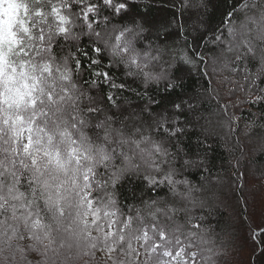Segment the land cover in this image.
Here are the masks:
<instances>
[{"label":"snow or ice","instance_id":"6c2138e0","mask_svg":"<svg viewBox=\"0 0 264 264\" xmlns=\"http://www.w3.org/2000/svg\"><path fill=\"white\" fill-rule=\"evenodd\" d=\"M134 7V0H0V264H33L30 257L36 258L35 264H65L73 252L91 259L97 250L106 253L108 264H213L215 252L208 245L214 241L198 222L203 217L192 215L203 201L194 196L189 181L175 179L171 167L178 153L167 145L184 131L175 114L153 117L148 103L137 105L138 112L126 119L117 120V112L100 119L105 113L101 101L121 117L128 112L115 93L131 89L114 77V64L123 65L126 76H142L145 89L161 80L168 81L167 88L179 86L168 73L149 70L166 49L157 46L153 55L151 42L146 51L137 47L153 30L158 34L159 27L134 13ZM188 7L206 9L207 3L184 0L181 9ZM113 14L127 23L113 24L109 33L97 30H106ZM77 21H83L93 37L90 51L95 55L77 47L61 59L55 45L60 38H76ZM222 24L210 39L217 50L211 57L196 50L198 42L185 41L184 48L172 50L174 60L198 70L202 65L209 79L225 72L242 75V90L255 94L248 102L264 101V88L259 87L264 82V0H237ZM201 27L206 26L201 22ZM178 33L186 35L183 25ZM203 47L207 49V41ZM82 51L87 65L80 59ZM104 51L110 57L106 64ZM253 62L256 72L250 67ZM85 70L91 77L85 82L88 92L79 84ZM231 76L221 83L239 87ZM92 88H107L112 94L98 101L89 94ZM234 91L229 89L230 94ZM219 107L222 123L238 132L228 105ZM174 108L178 112L183 105ZM189 108L195 110V105ZM145 111L148 118L135 119ZM153 129L160 139L153 137ZM135 157L151 170L144 174L145 182L166 184L173 197L171 202H145L147 216L140 209L125 215L118 207V185L141 171V165L132 162Z\"/></svg>","mask_w":264,"mask_h":264},{"label":"trees","instance_id":"16d2710c","mask_svg":"<svg viewBox=\"0 0 264 264\" xmlns=\"http://www.w3.org/2000/svg\"><path fill=\"white\" fill-rule=\"evenodd\" d=\"M236 2L237 0H206V9L188 7L182 10L181 5L184 0H134L133 12L146 16L159 27L158 34L153 30L148 34V40L138 42L137 47L146 51L148 43L151 42L153 55H155L157 46L166 49V54L158 62H153L149 70L153 73H168L170 78L176 79L179 86L170 89L167 88L168 81L161 80L158 84H149L145 89L142 76H126L127 69L123 65L114 64L111 68L114 77L118 81H125L131 89L115 93L117 101L127 108L128 112L121 117L117 109L111 108V105L105 106V103L101 101L100 106L105 107V113L101 114L100 119L112 112H117V120L126 119L128 113L138 112L137 105L143 107L148 103L152 105L151 116L153 117L156 113L169 116L175 114L174 118L179 121L184 131L167 145L171 153H178L175 159L171 160V167L176 169L175 179L189 181L190 185L196 189L194 196L203 201V206L194 208L192 215L203 217L198 222L202 228L207 230L208 238L214 241V244L208 245V247H213L215 252L212 257L213 264H264V220L261 219L262 221L259 222L258 219L259 216L261 217V205L264 202V101L249 103V100L255 99V94L242 90L243 76H231L227 72L224 73L226 76L239 81V87L235 84H222L220 89H225L226 92H222L219 96L213 88L214 84L211 79L204 75L202 65L198 70L197 67L186 65L178 59L174 60L172 55L173 49L184 48L185 41H187L188 44L198 42L201 46L196 50L204 51L207 56L211 57L217 50L211 44L210 39L214 38L217 29L223 27L224 13ZM78 11V8L74 9V12ZM100 19L103 20V15ZM201 22L206 26L205 28L201 27ZM117 23H127V19H121L113 14L107 29L101 27L97 30L109 33L112 31V25ZM181 25L186 29L185 36L178 33ZM74 32L76 33L75 39L65 41L60 38L59 43L55 45V52L59 58L67 56L70 51L75 52L77 47L88 50L89 56H94L95 54L90 51L93 37L88 34L83 21L76 22ZM202 36L206 39H201ZM206 41L207 49L203 47ZM188 51L191 52L192 49L189 47ZM80 59L87 65L88 60L84 57L83 51L80 53ZM109 60L108 52L104 51L102 63L106 64ZM72 66L70 62L69 67ZM250 67L253 72L257 71L256 62H253ZM90 78L88 71L81 72L79 84L85 92H88L90 87L85 82ZM259 87L264 88V82L259 83ZM230 88L235 89L234 94H230ZM89 94L99 101L103 94L111 95L112 93L107 88H92ZM83 103H88L87 98ZM177 103L183 105L178 112L174 108ZM189 104L195 105V110L190 109ZM223 104L228 105V116L236 118L233 127H236V124L239 127L238 132L229 131L226 136L212 127L209 118L213 111L212 113L217 112L221 118L225 119L219 107ZM108 108H111V112H108ZM148 117L149 112L145 111L142 116L137 115L135 119L141 120ZM147 122L151 123V119ZM205 123L206 126H203ZM113 126L120 127L121 125L114 123ZM242 132H249V137L260 139L261 145L253 151L252 155L244 154L243 156L242 154L243 148L240 141ZM152 135L155 139H160L155 129L152 130ZM132 162L141 165V171L139 175H131L118 185V207L125 215H135L137 209H140L147 216L149 210L145 208V202H151L153 199H167L171 202L173 197L166 184L150 186L145 182L143 176L151 170L143 165L139 157H135ZM116 163L120 165V161ZM246 164L254 168L250 174L245 175V178H248V187L256 195V202L260 206L256 204V209H252V213L256 214H254L256 217L252 216L254 218L252 221L248 216L250 207L244 192V185H241L243 180L239 179L242 168ZM164 167L167 168L169 165H164ZM223 180H228L234 185L232 195L234 194L235 207L221 204L214 199L220 195L214 190L222 186ZM258 180H263L260 188L255 184ZM179 187L184 190L183 185ZM244 201H247V205ZM181 219L183 220V217ZM238 232L243 234L241 240L237 238ZM70 256L71 258L65 264H108L106 253L99 250L91 259L86 256H77L75 252ZM30 259H33V264H35L36 258L30 257ZM198 264H200L199 261Z\"/></svg>","mask_w":264,"mask_h":264},{"label":"rangeland","instance_id":"374dc122","mask_svg":"<svg viewBox=\"0 0 264 264\" xmlns=\"http://www.w3.org/2000/svg\"><path fill=\"white\" fill-rule=\"evenodd\" d=\"M226 76L225 74L222 75H216V76H212L211 81L213 82L212 84H214L213 88H215L214 90L218 93V95L222 92H226L225 89H220L222 83L221 80L223 79V77ZM219 95V96H220ZM215 99V98H214ZM213 99V100H214ZM230 106V105H229ZM234 106V105H233ZM213 112V111H212ZM211 112V117H209L211 119V125L214 129L219 130V132H221L224 136L227 135V133L230 131L227 125H224L223 122V118H221V115L219 116V114L217 112L212 113ZM208 122V121H207ZM206 122V123H207ZM206 123L203 126H206ZM249 132H242L240 134V141H241V146L243 148V156L244 154H248V155H252L253 151L256 150V148L260 147L261 142L260 139H255V138H251L248 136ZM238 163V162H237ZM254 170L253 166L250 164H246L243 168H242V174L239 175V179L243 180V183L241 185H244V192L245 195L247 196V200L249 203V207H250V211H248V216L251 217V221L252 219H254L252 216H255L252 212V209H256V204L259 206V203L256 202V195H254L252 193V191L250 190L249 186V182H248V178H245V175L248 173L250 174V172ZM242 182V181H241ZM262 182L263 180H258L255 182V184L257 185L258 188H260L262 186ZM222 186L216 187L217 190L214 191H218L220 193L218 198H214L216 201H219L221 204H226L232 207H235V201H234V194L232 195V193H234V185L228 181V180H223L222 182ZM239 185L240 188H243V186ZM237 186V184H236ZM213 191V192H214ZM260 207V206H259ZM233 214H235L232 211ZM256 217V216H255ZM259 222H261V217L259 216ZM243 237L242 232H238L237 233V238L238 240H241V238Z\"/></svg>","mask_w":264,"mask_h":264},{"label":"clouds","instance_id":"9594fccd","mask_svg":"<svg viewBox=\"0 0 264 264\" xmlns=\"http://www.w3.org/2000/svg\"><path fill=\"white\" fill-rule=\"evenodd\" d=\"M10 9H5L6 12H8Z\"/></svg>","mask_w":264,"mask_h":264}]
</instances>
